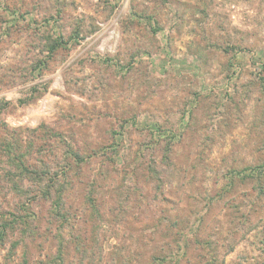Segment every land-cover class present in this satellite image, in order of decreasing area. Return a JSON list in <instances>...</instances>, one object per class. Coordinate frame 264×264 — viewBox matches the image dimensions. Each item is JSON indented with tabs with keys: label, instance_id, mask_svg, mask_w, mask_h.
<instances>
[{
	"label": "rangeland",
	"instance_id": "1",
	"mask_svg": "<svg viewBox=\"0 0 264 264\" xmlns=\"http://www.w3.org/2000/svg\"><path fill=\"white\" fill-rule=\"evenodd\" d=\"M263 90L264 0H0V213L29 221L0 264L55 256L48 185L65 264H264V195L229 184L264 157Z\"/></svg>",
	"mask_w": 264,
	"mask_h": 264
},
{
	"label": "trees",
	"instance_id": "2",
	"mask_svg": "<svg viewBox=\"0 0 264 264\" xmlns=\"http://www.w3.org/2000/svg\"><path fill=\"white\" fill-rule=\"evenodd\" d=\"M62 46H63V43L61 39H58V40L55 39L53 41V44L50 46L49 51L52 53ZM263 93H264V90H263ZM173 140L174 139L172 135L169 138V142H172ZM72 154H74L72 156L76 160L77 159L78 161L82 160V157H80L77 153H72ZM22 170H23L22 173L24 175H30L29 173L30 170L29 168L25 166V164L23 165ZM236 178H239L244 183H248L249 185H251L253 188L252 190L255 192L257 197H260V196L263 197L264 195V157L262 161L257 165L247 166L240 171H232L229 177L230 186L231 184L234 183V180ZM40 186H42L41 183L38 184V187ZM16 190L21 191L22 189L20 187H16ZM67 190L68 189H66L64 186L54 187L52 185L39 188L42 199L50 201L51 218L54 220H56L57 218L58 220L65 222L63 228H65L67 221H69V219H67L66 217L70 215L69 211L65 210V207H66L65 199L67 198V194H66ZM86 202L89 204L88 207L92 211L93 213L92 215L99 217L100 216L99 209L97 208L94 199L91 197H88V200ZM24 208L27 209L25 205H22L21 207L22 211L24 210ZM1 215L2 214L0 213V245H3L9 239V236L17 230L18 226H21V227L27 226L29 221H28V216L26 215L11 214L12 216L11 218H6V217L4 218V216H1ZM63 228L60 226V228L57 230L56 235L54 237V240H56V244H57L56 254L52 259H50V262L46 264H65L66 262V258L68 256V251H67L68 241L65 238L64 234L62 233L64 230ZM21 229L22 228H20V230ZM70 231L72 233V228L70 229ZM21 232L22 234H24L23 230H21ZM72 239L74 240L73 237ZM85 241H84V238H82L81 236H77V241L75 243V252H76L75 254L78 256V260L80 261L82 260L91 261L93 260L92 257L88 258L90 244L88 242H87L88 244H86ZM21 242H23L22 238H21ZM18 245H19V241H13L11 245V251L14 252V250L17 248ZM22 264H29L27 258L23 260Z\"/></svg>",
	"mask_w": 264,
	"mask_h": 264
}]
</instances>
